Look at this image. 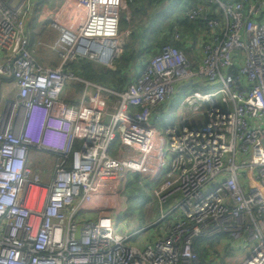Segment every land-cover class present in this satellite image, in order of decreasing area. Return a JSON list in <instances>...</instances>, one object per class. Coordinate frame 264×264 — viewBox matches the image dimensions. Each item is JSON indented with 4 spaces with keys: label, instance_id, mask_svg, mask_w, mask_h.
<instances>
[{
    "label": "built area",
    "instance_id": "2783aa9c",
    "mask_svg": "<svg viewBox=\"0 0 264 264\" xmlns=\"http://www.w3.org/2000/svg\"><path fill=\"white\" fill-rule=\"evenodd\" d=\"M181 1L199 58L167 43L116 91L68 65H113L139 23L126 0H0V76L17 88L0 114V264H201L196 240L220 233L245 253L241 264H264V0ZM35 13L57 33L55 68L31 47ZM77 82L85 86L70 104ZM209 86L219 89H196ZM169 103L162 134L151 120ZM31 148L57 157L50 174L31 166ZM130 173L151 221L116 231ZM151 230V242L131 243Z\"/></svg>",
    "mask_w": 264,
    "mask_h": 264
},
{
    "label": "trees",
    "instance_id": "16d2710c",
    "mask_svg": "<svg viewBox=\"0 0 264 264\" xmlns=\"http://www.w3.org/2000/svg\"><path fill=\"white\" fill-rule=\"evenodd\" d=\"M150 1L152 2L153 0H132L131 7L128 6L138 18L139 16H142L144 14L147 15L148 21L146 24L140 25L141 27L138 25L136 29L132 31L131 44L127 45L119 58L116 60L113 68L106 70L100 69L95 65L93 61L85 58L78 59L70 63L68 65V68L84 80L111 87L116 91H122L125 90L126 87L133 81L135 69L140 64V58L142 56L141 52L145 42L148 44L146 49L151 48L152 51L154 50V55L163 45L167 43L175 45L182 49V43L171 40L170 33L173 30L177 29L184 34L186 33L184 29L195 30V28H197V25L191 24L186 18L182 21L180 19H175L173 21V19H171L170 17V14L169 16L163 14L161 11H159V9L149 11L147 2ZM180 1L181 0H176L175 7L178 8ZM175 10L176 9H173L172 13H174ZM126 25L127 20L124 17V13H122L121 26L124 27ZM153 28L155 29L154 33L150 32ZM166 31L168 33L171 31L167 39L165 38L163 39V41H160L161 39L155 37V35L160 36L162 32ZM188 53L190 54V52ZM84 86L85 85L82 82L73 83L71 86L72 94L67 98L66 101L70 104H77L80 100V96L83 92ZM32 149L33 148H31V150ZM134 177H138L137 174L134 175ZM128 180L130 182L129 185H132L131 181H133V177L129 178ZM127 187L131 192V196L134 198L142 194L140 186H137L135 189L130 188L129 186ZM227 236L228 235L226 233H220L210 237H199L196 240L195 249L199 254L201 264H210L209 262H207V259L209 254L211 253V249L214 247V245L219 244L220 241Z\"/></svg>",
    "mask_w": 264,
    "mask_h": 264
},
{
    "label": "rangeland",
    "instance_id": "374dc122",
    "mask_svg": "<svg viewBox=\"0 0 264 264\" xmlns=\"http://www.w3.org/2000/svg\"><path fill=\"white\" fill-rule=\"evenodd\" d=\"M131 1L132 0H126L127 6L131 7V3H132ZM133 1H135V0H133ZM147 3H148L147 7H148L149 11H153L154 9H159V11H161L163 14H166L168 16L170 14V17H171V19H173V21L175 19H180L181 21L185 20L186 8H185V6H182V1L179 2L180 4H179L178 8L175 7L176 6V0H153L152 2L150 1ZM173 9H176L174 11V13H172ZM123 13H124L125 19L127 20L126 10ZM139 18H140L139 23H138L139 26L146 24L148 21V17L145 14L142 16H139ZM127 27H128V22H127L126 26H124V27L121 26L120 28L123 31H127L128 30ZM154 30L155 29L153 28V29H151L150 32L154 33ZM188 30L184 29V31L186 32V33H184L186 39L191 38L189 36L190 32H188ZM132 31H131V33H129L127 35V39H126V42L124 45L125 46L124 49L127 47V45H130L132 42ZM169 33L167 31L162 32L160 36L155 35V37H158L159 39H161L160 41H163V39L168 38ZM147 46H148V44L145 42V44L142 48V52H141L142 56L140 58V64L135 69L134 77L144 69V67H145L146 63L149 61V59L154 56V54H153L154 50L152 51L151 48L146 49ZM120 55H121V53H120ZM119 56L114 59L113 65L111 67H106L102 64H99V63L93 61V60H90V61H93L98 68L106 70V69H110V68L114 67L115 62L119 58ZM196 60H197V58H196ZM196 89L201 90L204 93H213V92L217 91L219 89V87L218 86H209L208 89L196 87ZM174 116H175V108L172 106L171 108H168L167 113H163V117H161V118H157V114L155 113L152 120H151V123L153 125H157V127H159V129H160V132H162V134H164V128L168 124L173 123ZM119 148H120V136L118 134L117 139L115 140L114 144L111 147V154L114 155V153H116V151L119 150ZM30 155H31L30 156L31 166L35 169H39L43 175H48L54 170V166H55V163L57 161V157L54 154H52L51 152L38 151V150L32 149V150H30ZM134 175H136V174L130 173L128 175V179L133 177V181H131L132 185H129L130 182L128 180L125 187H124L122 194L120 195V200L118 203L119 208L117 210V213L115 216V223H114V227H115L116 231L122 225H124L125 222H127V219H129L130 215L133 216L132 218H130V219H133V222H139L142 226L146 225L148 222L151 221L152 205L150 202V198L148 197L146 192L144 193L143 192L144 190L142 188L141 189L142 194L140 196H136V198H134L131 196V192L128 190L127 186H129L130 188H134V189L137 186H139L138 177L135 178ZM148 184H149L148 179H145L144 185H148ZM226 238H228V236ZM228 240L229 239L223 240V242H222L223 244H221V243L216 244L211 249V253L209 254V256L210 255L213 256V260L211 262L212 264L213 263L214 264H241L242 263V261L245 257L243 255L245 253H243V254H240L238 252H235V253L232 252L233 254L228 253L227 250L230 249V245L226 243ZM245 244L247 245V241H245Z\"/></svg>",
    "mask_w": 264,
    "mask_h": 264
},
{
    "label": "crops",
    "instance_id": "0c3cea01",
    "mask_svg": "<svg viewBox=\"0 0 264 264\" xmlns=\"http://www.w3.org/2000/svg\"><path fill=\"white\" fill-rule=\"evenodd\" d=\"M28 25H29V33H30L31 45H32L31 47L34 50L35 56L45 65L53 68L57 67L60 63L59 57L56 54H54L49 47L57 38V33L52 29H50L47 21L40 18L37 13L32 15ZM188 32H190L189 36L191 38H188L186 41L182 42L181 47L189 57L195 59L198 58L200 54V44L197 43L198 37L200 38V36L198 34H194V29H189ZM188 52H190V54ZM184 89L188 90L189 88L187 85L185 87L184 86L179 87V90L173 102L176 103V100L181 98V91H183ZM16 96H17V88L15 87L13 79L6 76H0V114L7 108L10 101L15 100ZM175 103L174 104L169 103V105L166 107L167 110L165 111V113H167L168 108H171L172 106L174 107ZM132 217L133 216L130 215L129 219ZM129 219H127V222H125L124 224L127 230L131 229V228H127L128 225L132 227L131 220L133 219L130 220ZM154 238L155 235H153L152 230L149 232L144 231L134 235L131 239V243L136 244L139 247H143L146 243L151 242ZM227 239L228 238L226 237L223 238L220 241V243L223 244L222 243L223 240H227ZM226 243L230 245V249L227 250L228 253L238 252L236 245L235 246L232 245L229 242V240ZM211 256L212 255H210L207 260V262H209L210 264H212L211 262L213 260V256L212 257Z\"/></svg>",
    "mask_w": 264,
    "mask_h": 264
},
{
    "label": "water",
    "instance_id": "95a60500",
    "mask_svg": "<svg viewBox=\"0 0 264 264\" xmlns=\"http://www.w3.org/2000/svg\"><path fill=\"white\" fill-rule=\"evenodd\" d=\"M79 236H80V227H79L78 232H77V234H76V237H77V238H79Z\"/></svg>",
    "mask_w": 264,
    "mask_h": 264
}]
</instances>
